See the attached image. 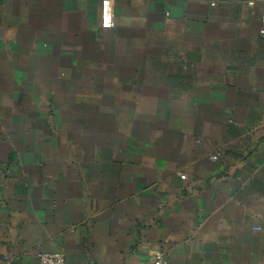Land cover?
Returning <instances> with one entry per match:
<instances>
[{
    "label": "crops",
    "instance_id": "1",
    "mask_svg": "<svg viewBox=\"0 0 264 264\" xmlns=\"http://www.w3.org/2000/svg\"><path fill=\"white\" fill-rule=\"evenodd\" d=\"M252 1L0 0V264H264Z\"/></svg>",
    "mask_w": 264,
    "mask_h": 264
},
{
    "label": "built area",
    "instance_id": "2",
    "mask_svg": "<svg viewBox=\"0 0 264 264\" xmlns=\"http://www.w3.org/2000/svg\"><path fill=\"white\" fill-rule=\"evenodd\" d=\"M114 1L115 0H102V27L104 29H112L115 26ZM261 1L264 0H255L250 4L255 5L256 2ZM260 36L264 39V16L262 19ZM215 159H217L216 156ZM183 177L185 178V176ZM37 264H66V256L64 253H41ZM153 264H170V262L161 251L155 254Z\"/></svg>",
    "mask_w": 264,
    "mask_h": 264
}]
</instances>
